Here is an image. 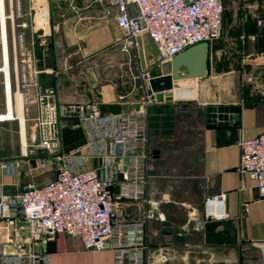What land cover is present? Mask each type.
Returning a JSON list of instances; mask_svg holds the SVG:
<instances>
[{
	"label": "crops",
	"instance_id": "crops-1",
	"mask_svg": "<svg viewBox=\"0 0 264 264\" xmlns=\"http://www.w3.org/2000/svg\"><path fill=\"white\" fill-rule=\"evenodd\" d=\"M32 1L24 2L25 9L20 3L22 20L27 22ZM221 1L226 28L221 31L220 44H208V73L204 76L212 80L205 78L202 88L196 89L195 104L204 110L198 196L190 189L176 192L155 186L148 157L144 197L157 201V206L143 198L117 199L120 241L126 240L129 225L144 224L145 264H264V195L252 177L236 171L241 154L239 140L264 134V0ZM47 6L45 28L48 20L52 25L48 33L44 31L49 46L41 50L43 62L37 63V52L30 49L21 63L32 114L39 91L50 93L59 104L96 101L107 116L133 113L143 94L151 92L148 80L170 71L172 58L162 59L147 34L137 37L136 48L129 52L121 49L123 31L115 20L112 0H48ZM257 17L263 25H257ZM240 69L252 72L258 80L251 85L240 84ZM144 71L147 80L139 77ZM179 73L185 75V68ZM229 75L234 77L229 80ZM222 76L225 80L220 79ZM215 78L218 80L213 81ZM18 89L21 91L20 87L13 88V100ZM172 92L173 98H155L149 106L148 140L154 111L176 106L177 98L195 94L185 86ZM218 105L239 106L237 118L229 114L225 124L208 125L207 108ZM10 135V141L0 142V194L12 195L29 186H41L55 178L63 163L74 159L80 161L82 169H96L110 176L108 188L116 197L119 195L125 161L108 165L102 156L91 153L101 135L96 122L61 118L60 146L53 153L36 145L35 128L26 129L25 144L20 137L17 140ZM104 145L108 150V140ZM217 193H225L227 218L206 221L204 198ZM148 212L152 216L147 217ZM164 250L169 259L161 262L158 253ZM31 254L43 257L39 264L115 263L112 248L86 250L80 237L62 232L50 240L33 238L21 216L1 219L0 264H13L16 256L17 264H30Z\"/></svg>",
	"mask_w": 264,
	"mask_h": 264
},
{
	"label": "built area",
	"instance_id": "built-area-1",
	"mask_svg": "<svg viewBox=\"0 0 264 264\" xmlns=\"http://www.w3.org/2000/svg\"><path fill=\"white\" fill-rule=\"evenodd\" d=\"M112 4L116 8L115 20L123 31L121 49L124 52L136 48L137 37L147 34L162 59H169L196 43L211 44L221 34L224 10L221 0H112ZM33 7L34 3L28 14L31 15ZM12 9L14 19L10 17ZM1 12L5 13L4 18H0V84L5 111L7 93L10 90L13 93L15 87L22 90L25 85L24 67L19 63L15 73L14 61L23 47L20 30L27 27V21L22 20L20 0L2 1ZM256 23L263 25L260 17ZM139 77L149 78L145 71L140 72ZM154 102L155 94L145 92L133 113L107 116L102 114L96 101L59 104L50 93L37 92L32 117L36 145L49 153L59 148L61 118L96 122L101 135L91 147V153L102 156L108 165L125 161L121 190L116 197L108 188L112 183L110 176H103L96 169H82L79 160L70 159L59 167L51 181L29 186L20 193L0 194V220L21 216L33 238L42 236L50 240L62 232L80 237L86 250L114 249V264H145L144 224L129 225L126 240L120 241L116 207L120 197L143 198L154 207L158 204L144 197L149 157L148 108ZM104 140H108L106 151ZM238 144L241 154L236 171L252 177L264 195V134L242 138ZM146 216L152 214L148 212ZM226 218L225 193L206 196L204 219L222 221ZM12 259L13 264H17L18 256ZM42 259L38 254H31L30 264H39ZM158 259L165 262L169 256L164 250L158 253Z\"/></svg>",
	"mask_w": 264,
	"mask_h": 264
},
{
	"label": "rangeland",
	"instance_id": "rangeland-1",
	"mask_svg": "<svg viewBox=\"0 0 264 264\" xmlns=\"http://www.w3.org/2000/svg\"><path fill=\"white\" fill-rule=\"evenodd\" d=\"M47 1L33 0L34 7L31 15L26 13L31 19L27 22V27L20 30L23 35V47L17 53V62L20 65L28 57L27 52L30 49L37 52L35 54L37 63L43 62L41 50L49 46V42L47 39L45 40L48 37L45 32L48 33L50 24L52 25V22L48 20L46 23L48 27L45 28V19L46 16H49ZM24 2H27V0H20L22 7L25 9ZM224 28H226V25L223 23L222 29ZM220 38L221 36L211 43L213 47L222 42ZM206 64L208 73V63L206 62ZM232 77L234 76L229 75L228 79L231 80ZM247 77L252 78L248 80ZM205 78L212 80L210 79L211 77H200L185 81L182 84L183 87L192 89L195 93L194 96L177 98L178 105L160 108L159 112L156 110L153 113L151 135L150 140H148L150 141V146L148 145L150 179L154 181L153 184L155 186L163 187L164 190L179 192L190 189L193 195L196 193L198 196L200 187L198 162L200 132L204 110L200 105L195 104V101L197 100L196 89L202 88ZM220 79L225 80V76L220 77ZM237 79H239L240 84L243 83L244 85H251L258 80L255 74L242 69H240ZM214 80L218 79L215 78ZM21 92H25L24 87ZM23 93L26 129L31 131L35 128L32 121L34 116L32 114V104L27 101V96L23 95ZM3 104L4 98L0 84V112L3 111ZM13 115L16 116V113L14 112ZM11 133L18 140L21 135L19 120L0 121V142L10 141Z\"/></svg>",
	"mask_w": 264,
	"mask_h": 264
},
{
	"label": "water",
	"instance_id": "water-1",
	"mask_svg": "<svg viewBox=\"0 0 264 264\" xmlns=\"http://www.w3.org/2000/svg\"><path fill=\"white\" fill-rule=\"evenodd\" d=\"M207 50V42L191 45L172 57L169 61V72L151 77L148 83L156 100H163V98L169 100L173 98V88H180L185 81L204 77L207 73ZM182 67L186 70L185 75L179 73V69ZM239 109L240 107L237 105L208 107L206 114L208 125L221 126L225 124L224 121L228 119L229 114H233L234 119L237 118Z\"/></svg>",
	"mask_w": 264,
	"mask_h": 264
},
{
	"label": "bare ground",
	"instance_id": "bare-ground-1",
	"mask_svg": "<svg viewBox=\"0 0 264 264\" xmlns=\"http://www.w3.org/2000/svg\"><path fill=\"white\" fill-rule=\"evenodd\" d=\"M2 1L0 0V4ZM5 13L0 14V18H4ZM10 17L14 19V9L11 10ZM18 70V62L17 58L14 61V71L15 73ZM17 99V100H16ZM6 107L7 110L0 112V121H6V120H19V125L21 129V135H20V141L22 144L26 143V117L24 112V102L21 91L18 89L15 91L14 100H13V93L10 90L9 93H7L6 97ZM15 110L16 116L13 115V111ZM14 116V117H13Z\"/></svg>",
	"mask_w": 264,
	"mask_h": 264
},
{
	"label": "trees",
	"instance_id": "trees-1",
	"mask_svg": "<svg viewBox=\"0 0 264 264\" xmlns=\"http://www.w3.org/2000/svg\"><path fill=\"white\" fill-rule=\"evenodd\" d=\"M223 6H224V5H223ZM224 9H225V7H224ZM224 12H225V10H223V15H224ZM222 24H223V23H222ZM221 29H222V28H221ZM216 40H217V39H216ZM216 40H215V41H216ZM213 42H214V41H213Z\"/></svg>",
	"mask_w": 264,
	"mask_h": 264
}]
</instances>
